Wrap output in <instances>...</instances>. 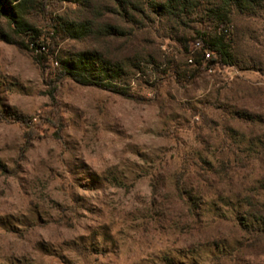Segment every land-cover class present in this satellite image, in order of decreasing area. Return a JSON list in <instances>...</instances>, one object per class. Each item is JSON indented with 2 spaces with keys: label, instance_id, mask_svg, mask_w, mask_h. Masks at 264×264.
I'll use <instances>...</instances> for the list:
<instances>
[{
  "label": "rangeland",
  "instance_id": "374dc122",
  "mask_svg": "<svg viewBox=\"0 0 264 264\" xmlns=\"http://www.w3.org/2000/svg\"><path fill=\"white\" fill-rule=\"evenodd\" d=\"M33 1L37 53L0 22V264H264V231L243 225L264 210V0L231 15L235 66L194 76L183 52L214 27L206 6L136 25L107 0ZM72 21L91 34L53 33ZM80 51L139 65L130 97L58 81Z\"/></svg>",
  "mask_w": 264,
  "mask_h": 264
},
{
  "label": "trees",
  "instance_id": "16d2710c",
  "mask_svg": "<svg viewBox=\"0 0 264 264\" xmlns=\"http://www.w3.org/2000/svg\"><path fill=\"white\" fill-rule=\"evenodd\" d=\"M52 1V0H48ZM61 3H72L85 12H95L93 0H56ZM124 16H137L146 13L155 18L165 19L176 24H183L195 15H199L206 6V18H210L214 27L197 33L196 38L184 47V58L188 66L193 67L192 76L203 69L216 65L234 67L235 58L229 42V25L234 11L252 16L261 5V0H107ZM45 13V3L36 4L33 0H0V22H4L20 47L35 53L42 46L38 43L39 32L27 21L31 11ZM199 13V14H198ZM129 21L137 23L136 18ZM137 25V24H136ZM92 26L82 21L56 24L53 33H63L72 40H82L91 34ZM105 33L110 36L119 35L114 27L107 26ZM10 43V40L4 37ZM23 41L27 44L23 46ZM190 45V46H189ZM41 59V55L37 56ZM57 80L69 79L82 87H95L106 92L130 97L121 87L128 81L127 69L139 70V65L127 67L118 62L107 60L96 52H76L59 59ZM182 188H179L181 192ZM248 214H244V227L247 230L264 231V210L251 206Z\"/></svg>",
  "mask_w": 264,
  "mask_h": 264
},
{
  "label": "built area",
  "instance_id": "2783aa9c",
  "mask_svg": "<svg viewBox=\"0 0 264 264\" xmlns=\"http://www.w3.org/2000/svg\"><path fill=\"white\" fill-rule=\"evenodd\" d=\"M41 49H43V47H42ZM41 49H40V50H41ZM37 51H38V50H37ZM37 51H36V53H37Z\"/></svg>",
  "mask_w": 264,
  "mask_h": 264
}]
</instances>
